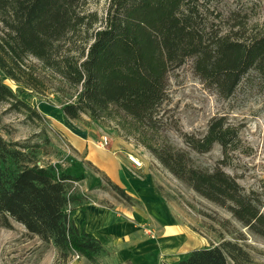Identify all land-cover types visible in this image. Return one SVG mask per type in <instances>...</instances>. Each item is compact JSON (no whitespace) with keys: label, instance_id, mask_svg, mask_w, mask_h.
I'll return each instance as SVG.
<instances>
[{"label":"trees","instance_id":"obj_1","mask_svg":"<svg viewBox=\"0 0 264 264\" xmlns=\"http://www.w3.org/2000/svg\"><path fill=\"white\" fill-rule=\"evenodd\" d=\"M94 1L0 0V106L33 124L48 123L6 84L11 80L40 93L43 79L31 60L37 61L76 93L63 107L64 119L130 120L131 130L144 134L143 147L171 175L264 239V183L262 192L247 191L224 170L243 147L240 126L217 116L202 137L182 132L188 150L153 141L170 75L189 59L205 86L222 99L232 98L252 71L264 84V31L224 33L210 21L215 14L210 6L217 0H111L105 17L89 10ZM44 137L51 144L49 135ZM218 144L223 157L217 167L197 166L191 152L204 155ZM39 149L31 139L9 142L0 134V224L23 225L28 234L53 244L64 262L74 253L97 262L106 252L104 244L72 218L83 201L73 182L83 176L40 164ZM100 174L110 190L136 204ZM239 240L193 249L178 264H259Z\"/></svg>","mask_w":264,"mask_h":264},{"label":"rangeland","instance_id":"obj_2","mask_svg":"<svg viewBox=\"0 0 264 264\" xmlns=\"http://www.w3.org/2000/svg\"><path fill=\"white\" fill-rule=\"evenodd\" d=\"M110 2L111 0H95L89 5V10L105 17ZM210 10L215 13L210 17V21L216 23L224 33L243 30L250 36L264 31V0H217L210 6ZM217 15L219 19L216 18ZM31 62L43 79L40 93L24 88L11 80H6V84L20 98L43 113L48 123L33 124L22 115L9 114L8 106H0V134L7 141L31 139L40 146L38 157L40 164L53 166L62 172L73 163L72 159H68L74 150L66 142L67 134L87 131L92 137L97 138L100 147L104 136H108L109 140L121 139L127 145L131 144L136 149L150 154L151 168L158 173L155 174L159 177L160 189L167 193L168 202L174 207L175 218L199 235L200 248L218 245L223 239L233 242L240 239V244L250 253L253 260L264 264V239L249 232L227 210L203 199L193 189L171 175L149 150L143 147L144 134L131 130L130 120L120 117L114 121L104 120L98 123L88 116H85L83 121L69 122L64 119L63 107L76 98L75 91L67 89L57 76L42 68L37 61L31 60ZM168 87V97L160 110L159 127L153 141L157 144L169 143L179 149L188 150L181 137L182 132L202 137L208 131V125L213 118L224 116L231 125L240 126L243 144V147L229 158V165L224 170L235 176L247 191L262 192L264 84L261 76L256 71H252L232 98L225 100L219 97L214 89L205 86L194 71V60L189 59L186 65L172 71ZM45 135H49L51 144H45ZM104 149L110 151L108 150L110 144ZM96 156L100 157L101 154L96 153ZM191 156L200 168L213 170L222 160L223 150L218 144L209 153L198 155L191 152ZM72 165V168L67 170L71 175L82 176L87 170L82 164H78L77 167L74 163ZM90 174L91 187L100 185L97 183H101L102 178L99 177L98 180L97 175L92 171ZM77 185L78 182L74 191ZM107 191L115 193L109 188ZM12 224L11 229L0 224V264H106L102 260L92 263L78 253H74L73 259L69 262H64L59 259L60 252L53 244L42 242L39 238L28 234L21 224L16 222Z\"/></svg>","mask_w":264,"mask_h":264},{"label":"crops","instance_id":"obj_3","mask_svg":"<svg viewBox=\"0 0 264 264\" xmlns=\"http://www.w3.org/2000/svg\"><path fill=\"white\" fill-rule=\"evenodd\" d=\"M67 135L66 142L74 150L68 159L76 167L82 164L87 169L75 188L83 201L75 206L72 218L104 244L106 252L99 260L106 264H178L184 254L199 247V235L175 218L167 193L160 189L158 173L151 168L149 153L113 138L107 151L87 131ZM130 155L136 156L143 168L130 162ZM95 168L124 189L136 204L130 206L108 192V185ZM91 171L98 180L102 178L97 183L100 185L91 187Z\"/></svg>","mask_w":264,"mask_h":264},{"label":"built area","instance_id":"obj_4","mask_svg":"<svg viewBox=\"0 0 264 264\" xmlns=\"http://www.w3.org/2000/svg\"><path fill=\"white\" fill-rule=\"evenodd\" d=\"M109 144H110L109 137L108 136H104L102 138V141H101V146L103 148H107V146H109ZM129 161L132 162L138 169L143 168V163L141 161H139V159L136 156L130 155L129 156ZM73 183H74V185L77 184V182H73ZM69 213H71V210L69 211Z\"/></svg>","mask_w":264,"mask_h":264},{"label":"bare ground","instance_id":"obj_5","mask_svg":"<svg viewBox=\"0 0 264 264\" xmlns=\"http://www.w3.org/2000/svg\"><path fill=\"white\" fill-rule=\"evenodd\" d=\"M92 157H94V155H92Z\"/></svg>","mask_w":264,"mask_h":264}]
</instances>
